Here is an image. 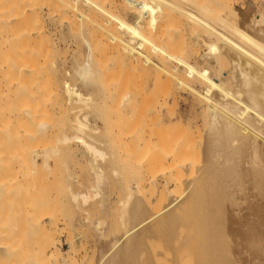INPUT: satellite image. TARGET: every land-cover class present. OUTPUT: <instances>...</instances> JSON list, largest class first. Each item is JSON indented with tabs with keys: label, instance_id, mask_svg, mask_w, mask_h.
Instances as JSON below:
<instances>
[{
	"label": "bare ground",
	"instance_id": "1",
	"mask_svg": "<svg viewBox=\"0 0 264 264\" xmlns=\"http://www.w3.org/2000/svg\"><path fill=\"white\" fill-rule=\"evenodd\" d=\"M102 1L103 0H101L100 3L98 2L99 3V5H98V3L95 0H0V14H2L1 12H2V10H4V8L6 6H9L11 8V11L8 13V15L0 16V170H2V173H0V190H1V192H2V189H4L3 185L4 184L6 185V183L8 181L7 169H8V171H10L9 168L12 169L13 167H16V165L14 166L13 163L11 162L12 158H10V155H12L15 152H16L15 155L20 153L21 156L19 154L20 157H18V158L22 159L21 157H22L23 151L20 152V150L25 151L23 154H26V152H29V151H34L36 153L38 151L37 154H39L40 149L42 147H39L41 142H39L38 140L41 137L44 138L43 132H44V129L46 128V126L48 124V120H46V119L34 118L35 117V110H33V106H34L33 104L28 103V104H25L24 106H22L20 104V106H22V108L19 106L21 108V109H19L13 103L16 95L18 98V93H17L18 91L16 92V89L13 88V86H15L14 84H18L17 86H19V87H23V86L28 87L30 84L26 85L28 80H29V76L27 77L28 79H26L27 75L34 73V72L37 73L38 70L40 71L41 69L42 70L44 69L45 72L44 71H41V72L42 73L47 72L46 74L51 75V77H52L53 72L56 71V69H57L56 63L54 61L55 54H53V52H52V50L55 51L56 49L55 50L53 49L54 46H52V49L50 48L51 45H50L49 41H51V40L48 41V37L46 35V30L43 28L44 26L43 27L41 26L42 23H40V21L42 19V18L39 19V16H40L39 15V8H40V6L41 5L44 7L46 6V10H47L46 13H47L48 17L53 18L56 16V14L59 15L57 13L58 11L64 10V13H65V10H69V8H72V10H74L76 8V10H77V8H78L77 4H80V3L90 7L91 9L93 7H97L98 8V9L96 8L97 10L94 9V14H95L96 13L95 11L98 12L99 8L101 11V8H102L100 5L101 3H102V6L103 5H104V7L107 6V5H105L106 0H104V2H102ZM145 1H147V0H145ZM154 1L159 3L160 7H161V5L164 6L165 4L170 3L173 0H154ZM17 2H23V4L25 5L23 12L22 11L18 12L17 10L15 11V9L13 8ZM131 2H132V0H131ZM223 2H225V1H223ZM230 2H231V4L233 3L231 0H230ZM111 3H112V1L110 0V4ZM128 4H130V3H128ZM147 4H148V2L146 3V5ZM225 4L221 8L220 12L217 13L216 19H218V21L221 22V24H223L227 27H228V25L232 26L233 31H235V33H237L244 42H242V41H241L242 43H236L235 41H234V43L225 42L226 41L225 38H227V37H225V38H221V40L224 39V41L222 40V42H224V43L220 47L219 51L217 48H215L216 40H218V39H216L213 43H211L209 45V47L207 46L208 54H206V56L207 55L208 56H207V58H205L206 61L209 63V66L207 68H209V69H211L212 67L215 68L214 63H215L216 59L218 60L217 57H219L220 60L224 57V60H225L224 64L226 63L224 66L221 65L224 68L221 70L219 69L217 76L214 78L210 76L211 74H209V71L207 68L202 69V70H199V69L197 70L195 66L192 67L191 65L187 66V67L185 66L183 68L182 65H184L186 62L185 60H187V59L183 58L185 56L184 54H183L184 56L182 57L183 59H181L182 61L180 60V62H173L174 64H172V62H170V59L172 61V59L175 60L174 58H177L179 56V55L177 56V54H176V50H177L176 48H179V47L174 45V43L176 41H178L179 38L180 39L183 38V31L184 30L186 31V29H184V27L187 25H185L182 28V30H180L176 34L177 31H175V32L170 31L173 29V26H174V25H172V24H174L171 22L172 20H170V23H167L168 21H165L166 23L160 21V23H159L158 20H157L158 21L157 22L156 19H154V16L152 15L151 11H149L145 7H143V9H139V10L137 9V11H133L131 13V15L127 17V19L124 18L118 22V20L120 18L119 17L120 12H121L120 11V12H118L119 15L118 14L116 15L117 16L116 18L118 20L114 19L117 24L119 23L118 25H119V28L121 29L120 30L121 32H122V30H123V32H124V30L125 31L128 30L127 35L124 39V42H125V45L131 47L132 50H133V47L135 48L136 46H138V47L143 46L142 49L144 47L148 48V46H149L150 42H152V40H153V43H155L156 41L153 39L154 35H153V37L150 36V37H152V39L150 38L151 41L149 39L150 42L148 41V39H146V37L149 38L148 36L150 34L149 28H151V27H150L149 23L152 22V23H155V26L158 25V26H156L157 28L154 29L155 31L153 30V26L151 29L152 32L154 31L153 33L155 34L156 40H158V42H157L158 45L152 44L153 46L154 45L155 46L157 45V46L156 47L154 46L155 48H153V49H151L149 47L147 50L149 52L148 54L151 55L150 51L153 54H155V51H156V53L157 52L159 53V54L157 53L159 55L158 59L162 56L161 61H159L160 59L158 60V63H159L158 67L164 66V65H161L163 63L162 60L169 59V64L166 65L167 67L169 66V69H167V68L166 69H167V72L168 71L171 72V73L168 72V73H170V76L173 75L172 77H175V79H173V80H180L182 78L183 80L187 81L188 77L190 78L189 79L190 87L188 84H187V86L189 87V94H190L191 101H192V102L191 101L190 102L192 104L190 102L188 103L189 109H190L188 112L189 113L188 117H189L190 121H189V125H188V132L186 131V133H185L186 135L185 134L179 135V134H177V132H178L177 131V132H175L177 135L172 133L173 136H171V137L168 136L167 137L168 139H166V137L165 138L162 137L164 135V133H161L162 136L159 133L167 131V130L163 129L164 131H160L158 134L156 133V135L155 134L152 135V134H149L148 132H150V131H148L146 129V131H148V132L147 133L144 132V134L141 138V145L143 146V150H144V151L143 150L142 151H143V153H145V150H146V153H148L147 154L148 156H146L148 159L145 158V161H144L145 163L147 161H149V158L151 159L150 155L152 154V152L149 154V150L152 151L154 148V151H157L159 149L158 152H161V155H162L163 152L160 149H164L163 147L166 146L169 148L171 146L170 145L171 143L174 144V146H176V148H174V146L170 147L171 151H172V149L174 150L173 153L171 151H170V153H167L168 152L167 151L166 152L167 154L163 153V155L165 156L163 161H165V158L167 159V156L170 157L169 154H172V155L174 154L173 158L171 156V158H172V160H170L171 163L167 162L169 164V166H170V164H172L171 166L173 167V168H171V174L169 177L171 179H169L168 181H170V183L172 185L174 184L175 186H179V185L183 186L184 192L182 194H179L178 196H176L175 198H173L170 201V203L167 205V208L165 209L166 213L159 214L160 216L155 215V217L157 216V221L160 218V220H159L160 224H158L160 226L157 225V227H159L160 230L157 229L158 231L156 230V233H153V234L150 233L147 230V227L145 224V218H144V214H143V217H141V218H143V220H142L143 222H142V224H139V228H140V225H142V227H141L142 229L141 228L138 229V227L135 226L133 228H136L135 229L136 231L135 230L130 231L131 230L130 229L129 232L128 233L126 232V234L124 236H122L120 238L119 237L115 238L112 243L110 242L111 244H109V242H108L109 246L106 245V247L108 246V249L106 251L103 249L101 250V252L102 251H104V252H103V255L101 254L102 256L100 258L99 264H157L155 255H157V259L159 260L158 252L160 254L163 249H167V251L171 250L170 253L175 251L173 254L169 253V255H171V257H174L173 262H170V264H172V263L173 264H189L192 260L193 261L191 264H264V9L257 10L255 7H254L255 8L254 9L252 7V2L250 0L246 1L245 6H243L241 8V10H239V11H237L235 9H234L235 10L234 11L232 8V5H229L230 4L229 1H228L227 6H225ZM143 6H144V2H143ZM148 6L149 5H147V7ZM165 6H164V8H165ZM175 6H177V5L175 4ZM164 8H163V14L165 13V11H168V10H166L167 8H165V9ZM170 8H172V10H173V7H170ZM85 9H88V8L85 7ZM116 9H118V7H116ZM76 10H74V11H76ZM160 10H162V9H160ZM169 10H171V9H169ZM217 10H219V9H217ZM106 11L108 13L109 10L107 9ZM157 11H159V10H157ZM103 12H105V9L103 10ZM159 12H161V11H159ZM112 13L113 12H111V15H112ZM88 14H91V13H88ZM92 15H93V12H92ZM85 16H87V15H85ZM101 16L99 17L100 20H102ZM112 16H114V15H112ZM122 16H123V14H122ZM230 17L233 18L232 19L233 21H234V18L236 19L235 23L230 22V21H232ZM102 18L104 19V16ZM47 19H49V18H47ZM97 19L98 18L96 16L95 20H97ZM105 19H104V21L102 20L99 22V26L101 24H102L101 26H103V25L105 26V24H103V22L107 21V19H106V21H105ZM95 20H92V22L94 24H95V22L98 24V22ZM167 20H169V19L167 18ZM173 21H174V19H173ZM41 22H43V21H41ZM92 22L90 23L91 28H93ZM108 22H111V21L109 20ZM107 23H106V26H107ZM156 23H159V24H156ZM97 24H96V26H97ZM110 24H114V21L111 22ZM167 24L169 26H167ZM152 25H154V24H152ZM96 26H94V27H96ZM110 26L112 27V29L114 28L113 32H115V37L117 38L116 32L118 31V29H116V27H115L117 25H114V27H113V25H110ZM177 26H178V24H177ZM215 26H216V24H215ZM111 27H110V29H111ZM146 27H149L148 33L145 31ZM168 27H171V29L170 30L167 29ZM181 27H180V29H181ZM107 28H108V26H107ZM107 28H105V29H107ZM174 28H175V26H174ZM222 28L224 29L225 27L222 26ZM229 28L232 29L231 27H229ZM99 29H100V27H99ZM102 29H104V27H102ZM107 30H109V29H107ZM94 32H95V29H94ZM211 33H213V32H211ZM223 34H225V32ZM111 35H113V34H111ZM211 36H213V38H214L216 35L215 36L210 35L209 37H211ZM99 37H101V35ZM142 37H143L144 42L145 41L148 42V43L145 42V44H147V46L145 44H143V42H140V38H142ZM191 37H194V36L192 35ZM110 38L109 39L107 38V39L110 40ZM194 38H196V37H194ZM184 39H186V38L184 37L183 40ZM234 39H235V37H234ZM95 40L97 41V38ZM106 40H103V42H101V43L104 44V41H106ZM108 40H107V43L109 44V43H111L112 40H116V39L111 38V41H108ZM221 40H219V41H221ZM230 40H231V38H230ZM185 41L186 40H184L182 42H185ZM232 41H233V39H232ZM116 42L119 43L120 41L118 40ZM116 42H115V44H116ZM171 42L173 44V47H176V48H171V51H170L169 46L171 45ZM96 43H95V45H96ZM219 43H217V44H219ZM184 44L185 43H183L182 45H184ZM53 45H54V43H53ZM92 45H90V46H92ZM119 45L117 44V46H119ZM122 45L124 46V44H122ZM98 46L99 45H97V47ZM123 46H122V50H124ZM153 46H151V47H153ZM99 47H101V46H99ZM120 48H121V46H120ZM147 48H145L144 51L140 49L138 55L135 54V52H133L135 54L134 56H136L135 57L136 61L139 59V57L143 56L142 57V59H143L146 56L145 54L147 53V51H146ZM100 49L101 48H99V50ZM149 49H151V50L149 51ZM154 49H155V51L153 52ZM173 49H176V50L173 51ZM181 49L182 48H180V51H182V50L184 51L182 53L187 54L185 52L186 50H184V47L182 50ZM96 50H98V49L96 48ZM122 50L120 49V50H118V52L120 51V53H121ZM132 50H131V52H132ZM207 50H205V51L207 52ZM93 51L95 52V50H93ZM141 51H143L142 54L140 53ZM99 52L103 53L102 50ZM131 52H129V53L131 54ZM201 52H198V53L200 54ZM95 53H94V55H95ZM133 53L131 55H133ZM182 53H181V55H182ZM124 54L126 55V52ZM130 54L128 56L124 55V58L127 59L126 57H129V58L131 57L133 59L134 57H132ZM218 55H221L222 58ZM39 56H42L41 62L39 61ZM115 56L117 58L118 53ZM202 56H203V54H202ZM137 57H138V59H137ZM116 58H115V60L117 61ZM96 59H98V58L96 57ZM100 60H102L104 62L102 57L98 59V62H100V64H102V62ZM128 60H131V59H128ZM140 61H142L141 58H140ZM140 61H139V63L137 61L138 64H136V66L133 67V69H136L137 65L140 64ZM120 62L121 61H119V63L116 65H119ZM127 62H129V61H127ZM144 62L147 63L146 59ZM153 62H154V60H153ZM218 62H219V60H218ZM106 63L107 62H105V64L103 63V65H98V66H102L101 68L106 69L105 67H103L104 65H106ZM129 63L132 64V61H130ZM216 63H217V61H216ZM131 64H130V66H132ZM143 64L144 63L141 62V65L144 68L145 64L144 65ZM190 64H191V62H190ZM221 64H222V62H221ZM125 65H126V63L124 64V66ZM145 66H147V64ZM216 66H217V64H216ZM163 68H165V66ZM129 69H131V67H129ZM166 69H164V70L166 71ZM216 69H217V67H216ZM108 70L109 69L107 68L106 72ZM155 70H159V71L161 70L162 71V68L161 69L155 68ZM132 71L133 70H131L130 73H133L136 70H134L133 72ZM38 73H40V72H38ZM42 73L40 75H43ZM102 73H101V75H102ZM168 73H167V76H168ZM160 74H162V72L159 73V75ZM99 75H100V71H99V73H94L92 70L90 73H83L82 74L84 80H85V78L88 79V77L93 76V79H91L92 81L94 79L96 80V77L97 76L99 77ZM160 77H162V75ZM165 77H166V75H165ZM37 78L35 80H37ZM39 78H41V77H39ZM176 78H178V79H176ZM123 79H124V77H123ZM133 80H135V79H133ZM167 80H168V78L166 79V81ZM166 81H165V83H166ZM36 82L37 81H35V83ZM49 82H51L49 85V87H51V88H52V86L58 85L60 83L57 80V78H55V77L54 78L52 77L51 81H49ZM128 82H130V81L128 80ZM37 83H39V82H37ZM162 83H164V82H162ZM175 84H174V87H175ZM34 85H36V84H34ZM155 85H157V87L160 89V87L158 86V85H160V84H158V80H157V83H155ZM176 85L178 86V84H176ZM113 86H114V81H113ZM38 87L39 86H37L36 88H38ZM64 87H66L67 100L69 102H73L74 100H79L80 102L82 101L83 105L86 108L91 107L90 105L93 102L91 103L90 100L92 97L83 96V94L77 89L76 84L73 85L69 82H66ZM182 87L186 88L185 85H182ZM15 88H17V87H15ZM154 88H155V86H154ZM158 88H157V90H158ZM128 89H129V86H128ZM20 90H24V89L20 88ZM36 90H38V89H36ZM164 91H166V89ZM185 91H186V89H185ZM37 92L38 91H36V93ZM134 92H135V90H134ZM174 92H176V91H174ZM22 93H24V91H22ZM35 94H34V96H35ZM174 94L172 93V96H174ZM178 94H180V93H178ZM20 95H22V94H20ZM162 95H163V93H162ZM166 95L168 96L169 94L166 93ZM181 95L183 96L184 94L182 93ZM137 96L133 94L132 90L131 91L127 90V92H125L120 97L121 98L119 101L120 103H118V104H119V107L121 109H118V110H120V112H121V110L124 112L130 110L134 106V103L137 102V100L139 102L140 99H138ZM165 97L163 96V99H162L163 101H164ZM145 98L147 99V97H144V99ZM172 98H174V97H172ZM178 98H180V96ZM174 100L176 101L175 98L173 99V102H174ZM166 103H168V102H166ZM175 103L176 102L173 103V107L175 106L174 105ZM142 104H144V103H142ZM146 104H148V103H146ZM167 105H169V104H167ZM170 105H172V104H170ZM190 105H192V108H190L191 107ZM42 106H40V107H42ZM131 111L129 112V116L130 115L132 116V114H130ZM42 112L44 113V110ZM77 116L78 117L76 118V124L74 125V128L77 130L78 133L75 135H73L74 133L72 135H70V133H68V134L65 133V135L63 134L64 138H62L63 139L62 142H65V144H68L71 141H76L79 145L83 146L86 150L95 154V156H99L100 158H104L106 156L105 152L103 150H101L100 148H98L93 142L89 141L85 137V134H89L90 132L93 133L92 131L97 133V130H98L97 128H94L92 126V123L89 120V114L88 113H80ZM171 128H173V127H171ZM171 130H170V132H171ZM99 132L100 131H98V133ZM188 133H189L190 137L187 136ZM167 135L168 134L165 133V136H167ZM174 135H175V140H174ZM180 136H182V138ZM183 136H185V138H183ZM172 137H173L174 143L170 142V141H173V140H171ZM56 139H60V137L56 138ZM183 139H184V141H182ZM187 139H189V140L185 141ZM34 141H35V143H34ZM57 141H59V140H57ZM60 142L61 141H59V143ZM164 143H166V145ZM167 144L169 146H167ZM161 145H165V146L161 147ZM158 146L161 148H159ZM43 147L45 150L46 145ZM65 148H66V146H65ZM155 148H157V150H155ZM183 149L186 152V154H184V152H181V153H183V155H182L183 157H181V156H179L180 153H177V152L179 150L183 151ZM17 151H19V152H17ZM175 151H176V153H175ZM42 152H44V151H42ZM153 153L156 154V152H153ZM44 154H46V153H44ZM44 154L40 153V155L44 156L43 160H45ZM195 154H196V156L198 154L201 155V162H198V163H200L199 165H198V163H195L193 160L194 158H196V156L193 158V156ZM199 155L197 156L198 158L200 157ZM6 156L8 159L6 158ZM18 158H15V159H18ZM157 159H159V157ZM15 164H17V163L15 162ZM19 164L22 165L21 162ZM23 164L26 165V163H23ZM93 168H95V170H96L95 172H96L97 180L98 181L103 180L102 173L100 172V169L97 170L96 167H93ZM13 171L15 172L14 169H13ZM185 171H187L188 174ZM184 173L187 175H185ZM5 175H6V177H4ZM13 175H15V174H13ZM15 177H16V175H15ZM40 178H42V177H40ZM5 179H6V182H5ZM171 184H169V185L165 184L162 189L165 190L167 187L169 188V186H172ZM180 189H181V187H180ZM12 190H13V188H12ZM100 191L97 190L96 196L100 195ZM1 194H3V193H1ZM131 195H133V194H131ZM11 198H14V196ZM74 198L76 200L82 199L84 202L88 201V196L86 194H83V193H75ZM7 199H8V197H7ZM124 204L127 207V205L129 204V201H126ZM3 206H4V204H3ZM37 206H38V204H37ZM31 208L34 209L33 210V214H34L36 211L35 210L36 208L34 206ZM124 210L126 211V209H124ZM124 210H123V212L126 213L127 211L125 212ZM29 211L30 210H28V212ZM17 212H19V211H17ZM20 212H22V210ZM28 212H27V216L29 214H32V211H31V213L29 212V214H28ZM177 213L179 215H177ZM36 214H34V215H36ZM10 215H12V213H10ZM34 215H31V217H30V219L32 220V221L29 220L30 224L31 223L35 224L36 222H38V220L33 222L35 220V218L33 220L32 216L34 217ZM14 216H16V215H14ZM17 217H20V216L18 215ZM54 217L57 219L56 216H54ZM39 218H40V216H39ZM52 219H53V217H52ZM56 219H53V221L55 220L54 222L52 221V223H54L53 225H55V226H56V223L58 222V220H56ZM148 219L149 218H147V221H149ZM157 221H156V224L158 223ZM15 222H16V220H15ZM137 222L139 223V221H137ZM16 223H14V224H16ZM45 224H44V226H45ZM181 224L185 225L189 230L187 232H183L181 230V227H180ZM11 225L14 226L13 224H11ZM150 225H151V223H150ZM37 226H39V224ZM42 226H43V224L39 227H41L43 229ZM55 226L50 225V226L44 227L45 231L43 230V232H45L46 235H45V233H42V234H44V236L47 237L48 241H46L47 239L45 240L47 244L46 245L44 244L45 245L44 247H39V248H36L35 250H33V251H35V254L37 256H39L37 258L42 259L44 257H48V255L53 254L55 252H58V250L63 248L61 246L62 245L61 242L57 241L56 238L54 237L53 232H54ZM10 228L12 230H14L13 228H15V227L12 228L10 226ZM17 228H18V226H17ZM41 228H39V229H41ZM150 229H151V226H150ZM13 232L14 231L10 232L9 230H8V233L2 232V236L3 237L6 236L4 238L2 237L3 239L0 240V248H1L2 252H4L3 251L4 249H5V252H9L7 250L11 251L12 249L14 251V241H13L14 234H13ZM0 234H1V232H0ZM19 234H21V231ZM21 235H19V238H18L19 241H20ZM22 237H23V235H22ZM18 239H16V241ZM155 243H158V244H156V246L158 245L159 247L158 246L155 247ZM28 246H29V244H28ZM106 247L104 249H106ZM53 248H54V250H53ZM149 248L154 249V253H155V254L153 253L154 255L152 253H151V255L149 253L147 254V252H149V250H150ZM156 248H157V250L159 248L160 251L156 252ZM142 252H146V254L144 255ZM164 252H166V250H164L161 253L162 256H163V254L165 255ZM189 252H191L193 255L189 254ZM10 254H12V252L11 253L9 252V256H10ZM142 254L144 256H142ZM183 254H185V255H183ZM166 255L163 256L166 259H164L163 262L159 261L160 263H158V264L164 263L165 260H168L167 259L168 254H166ZM186 255H188L189 257H190V255H192V260H191V257L189 260H187L189 257H186ZM33 256H35V255H33ZM183 256H185L186 259ZM163 257H162V259H163ZM168 258H169V261H171L170 257H168ZM160 259H161V257H160ZM182 260H184V261L187 260V261H186V263L185 262L182 263L183 262ZM169 261H167V262H169ZM165 264H169V263H165Z\"/></svg>",
	"mask_w": 264,
	"mask_h": 264
},
{
	"label": "rangeland",
	"instance_id": "2",
	"mask_svg": "<svg viewBox=\"0 0 264 264\" xmlns=\"http://www.w3.org/2000/svg\"><path fill=\"white\" fill-rule=\"evenodd\" d=\"M95 1L97 3L101 2V0H95ZM111 1H112L111 4H110V0L105 1L106 2L105 5H107L106 7H104V5L102 6V3H101L100 4L102 7L101 11L99 8V11L98 12L95 11L96 12L95 14H94V9L97 10L98 9L97 7H93L91 9L90 7L83 5L82 3L77 4L78 6L77 10L76 8L74 9L76 11L72 10V8H69V10H65V13H64V10L58 11L57 13L59 15L56 14V16L53 18L48 17L46 13L47 12L46 6L44 7L41 5L39 8V15H40L39 19L42 18L41 21H43V22L40 21V23H42L41 26L42 27L44 26L43 28L46 30L48 41L51 40L49 41L51 45L50 48L52 49V46H54L53 49L54 50L56 49L55 51L52 50V52L53 54H55L54 61L56 63L57 69L56 71L53 72L52 77L57 78V80L60 83L58 85L52 86V88L49 87L51 83L49 81H51L52 77L51 75L46 74L47 72L44 73L45 72L44 69L43 70L41 69L40 71L38 70L37 73L34 72L26 76V79H28L27 77L29 76V80L26 84V85L30 84L28 87L27 86L24 87L23 85H22L23 87H19L17 86L18 84H14L15 86H13V88L16 89V92L18 91L17 92L18 98L16 95L15 97L16 101L14 100L13 102L14 105L17 108L21 109L22 106H24L25 104H28V103L33 104L34 105L33 110H35L34 118L46 119L48 120V124L46 128L44 129V132H43L44 136L42 135L44 138L41 137L38 140L39 142H41V144L39 143L40 144L39 147H42L41 148L42 150L40 149L39 154H37L38 151L37 153L34 151H29V152H26V154H23L25 151L20 150V152L23 151L22 157H21L22 159L18 158L21 156L20 153L15 155L16 153L15 152L12 155H10V158H12L11 159L12 161L10 159L9 160L13 163L14 166L16 165V167H13L12 169L9 168L10 171H8L7 169L8 181L6 185L4 184L5 186L3 185L4 189H2V192L0 190V192L3 193V194L0 193V204H1L0 212L1 211L3 212V213L1 212L2 214L0 213V216H1L0 217V232H1L0 240L6 237V236L4 237L2 236V232L8 233V230L10 232L14 231L13 232L14 251L13 249L11 251L7 250L10 253L12 252V254H10L9 256V252H5V249L3 250L4 252H2L0 248V264H99L100 258L104 252V251L101 252L102 249L106 251L108 249L109 244H111L115 238H118V237L120 238L124 236L126 232L127 233L129 232L130 229H131L130 231H134L136 228H133V227L136 226L138 227V229L142 227V225H140V228H139V224H142L143 222L142 221L143 218H141L143 217V214H144L147 230L150 233L153 234V233H156L157 229L160 230L159 227H157V225L160 224L159 222L160 218L157 221V216L155 217V215L166 213L165 209L167 208V205L170 203V201L176 196H178L179 194H182L184 192L183 186H180V185L175 186L174 184L172 185L170 181H168L169 179H171L169 177L171 174V168H173L171 166L172 164H170L169 166L168 163H171L170 160H172L174 154L173 155L169 154L170 157L167 156V159L165 158V161H163L165 157L163 153L164 154L170 153L171 151L170 147H173L174 144L171 143L170 144L171 146L169 148L165 146L166 143H164L165 145H161V147L163 146L166 147V148L163 147L164 149H160L163 152L162 155H161V152H158L159 149L157 150L159 146L155 148V150L157 151H154V148L153 150L151 149L152 151L149 150V154L152 152V154L150 155L151 159L149 158V161L145 163L144 161H145V158H147L146 156H148L147 155L148 153H146V150H145V153H143L144 150H143V146L141 145V138L144 132L147 133L148 131H150L148 132L149 134L156 135V133L158 134L160 131L167 130L168 132L164 131V132L159 133L160 135L161 133H164V135L163 136L161 135V136L164 138L166 137V139H168L167 138L168 136L170 137L173 136L172 133H174L175 135L177 134L184 135L186 131L188 132V125L190 121L188 117V114H189L188 112L190 110L188 103L191 101V97L189 94V87H190L189 79L190 78L188 77L187 81L183 80L182 78L181 79L179 78L180 80H173L175 79V77H172L173 76L172 74H171L172 76H170V73H171L170 71H168L170 73L167 72V69H169V66L167 67L166 65L169 64V59L162 60L163 63L161 62L162 63L161 65H164L165 68H163L164 66L158 67L159 66L158 60L160 59L159 61H161L162 56L158 59L159 53L157 52L158 53L157 54L155 49L153 50V52L155 51V54H153L150 51L151 49L155 48L158 45L157 44L158 40H156L155 34L153 33L155 31L154 29H156L157 28L156 26L158 25L155 26V23L150 22L149 25L151 28L149 27L145 28L146 29L145 31L147 33L149 30L151 31L152 26L154 30L153 32L149 31L150 33L148 36L149 38L146 37V39H148L149 41V39L150 38L152 39L154 35L153 39L156 41L155 43H153V40L152 42H150L151 39L149 41L151 44V45L149 44L148 46V48L149 47L151 48L149 49L151 53L150 55L148 54L149 52L147 51L148 50L147 47H144L142 49L143 46L142 47L136 46L135 48L133 47V50H132L131 47L125 45L124 39L127 35L128 30L126 31L124 30V32L123 30L122 32L120 31L121 29L119 28V25H118L119 23L117 24L115 22V20H118L116 18L117 17L116 15L117 14L119 15L118 12L121 11L119 15L120 18L118 20L119 22L121 21V19H124V18L127 19V17L130 16L133 11H137V9L138 10L143 9V7H145L149 11H151L152 15L154 16V19H156V21L158 20L159 23L160 21L162 22L168 21L167 23H170V20H172L171 22L174 23L172 25H174L175 28L173 26L172 30H170L171 27H168L167 29H169L172 32L177 31L176 34L180 30H182V28L185 25H187L184 27L186 31L185 30L183 31V38L185 37L186 39L184 40L186 41L182 42L184 41L183 38L181 39L179 38L178 39L179 42L174 41L176 44L173 42L174 45H176L179 48L173 47L172 42H171V45L169 46L170 51H171V48H176L177 50L173 49V51L176 50L177 56L179 55L177 58H174L176 61L173 59L171 61L170 59V62L174 64L173 62H180L181 59L185 58L187 60H185L186 61L185 64L182 65L183 68L185 66L187 67L191 65L192 67L195 66L197 70L198 69L202 70V69H206L209 66V63L205 59L208 56V55L206 56V54H208L207 46L209 47V45L213 43L216 39L218 40H216L215 48H217L218 51L220 50V47L224 43L222 42V40L224 41V39L221 40V38L227 37L225 38L226 40L225 42H232V43H234V41L236 43L244 42L240 38V36L237 33H235V31H233L232 26L228 25L227 27L221 24V22H219L218 19H216V15L218 12H220L221 8L224 6L225 3H226L225 6L228 5V1L230 3L229 5H232L233 10L235 9L239 11L241 10L243 6H245V2L248 0H231L233 2L232 4L230 0L228 1L227 0H192V1L191 0L190 1L189 0H173L172 2L165 4L166 6L164 5L165 8H167L166 10H168V11H165L166 14L164 13L166 16L163 14L164 6L161 5L160 7V4L154 0H149V1L148 0L147 1L132 0L133 3L131 2V0L129 1L128 0H111ZM250 1L252 2L253 8L255 7L257 10L264 9V0H250ZM102 2H104V0ZM143 2H144V6H143ZM147 2H148L147 5H149L148 7L146 5ZM175 4L177 6H175ZM84 6L88 9H85ZM24 7L25 5L23 4V2H17L13 8L15 9V11L17 10L18 12L19 11L23 12ZM116 7H118V9H116ZM170 7H173V10ZM103 8L105 9V12H103L104 10ZM106 8L109 10L108 13L106 11L107 10ZM10 11H11V8L9 6H6L4 10H2L1 12L2 14H0V16H6L8 15ZM92 12H93V15H92ZM111 12H113L112 15L114 16L111 15ZM88 13H91V14H88ZM96 16L98 18L97 20H95ZM100 16L103 21L105 18L107 19V21L105 19L106 22H103L105 26L109 20L111 22L114 21V24H110L111 22H108L107 23L108 28L107 26L105 27L104 25L101 26L102 24L99 26V22L102 21L99 19ZM103 16H104V19L102 18ZM166 17L169 20H167ZM85 18L86 19L88 18L87 19L88 21ZM232 19L233 18H231V20ZM92 20L97 21L98 24L96 22L94 24ZM235 20L236 19L234 18V21L232 20L230 22L235 23ZM91 22H92L93 28H91L90 26ZM151 23L154 25H152ZM159 23H156V24H159ZM110 25H113V27L114 25H117L115 26L116 29H118L117 31L118 33L116 32L117 38L115 37V32H113L114 28L112 29ZM221 25L224 26L225 28L223 29ZM98 26L100 27V29ZM167 26L169 25L167 24ZM102 27H104V29H102ZM110 27L112 30L110 29ZM229 27H231L232 29H230ZM105 28L109 29L111 32ZM94 29H95V32H94ZM224 32L225 34H223ZM111 34H113L114 36ZM100 35L101 37H99ZM192 35L196 38L191 37ZM210 35H214V36L216 35V36L213 38V36L209 37ZM95 37L97 38V41L95 40L96 39ZM110 37L112 39L115 38L116 40L111 41ZM107 38L108 39L110 38V40H108ZM106 39L108 41H111V43L108 44ZM117 39L120 41L119 43L116 42L118 41ZM103 40H106L104 41V44L101 43L103 42ZM52 42L54 43V45ZM94 42L95 43L97 42L96 45ZM140 42H143V44H145V42L147 41L144 42L143 37H142L140 38ZM183 43L185 44L182 45ZM117 44L118 45L120 44V45L117 46ZM122 44H124V46ZM152 44H157V45L156 46L154 45L155 46L154 47ZM97 45L101 47L99 46L97 47ZM145 45L147 46V44ZM122 46L124 47V50H122ZM183 47H184V50H186L185 52L187 54L182 53L184 52L182 50ZM96 48L98 50H96ZM99 48L101 49L99 50ZM145 48H147L146 49L147 53L145 54L146 56L144 55L145 57L143 59H142L143 56L139 57V59L137 57L138 63L140 61V58L142 61H140V64L137 65L136 69H133V67H135L136 64H138L135 58L136 56L134 55L135 54L138 55L140 49L144 51ZM180 48H182L181 49L182 51H180ZM120 49L122 50L121 53L120 51L118 52V50ZM93 50L97 52L95 53ZM101 50L103 53L99 52ZM205 50H207V52ZM143 51H141L140 53L142 54ZM116 52L118 53L117 58L115 56L117 54ZM125 52H126V55L124 54ZM129 52H131V54L135 52V54L133 53V55H131ZM198 52H201V53L199 54ZM94 53L95 55L97 53L98 54L95 56ZM129 54L135 59L134 58L132 59L131 57L130 58L126 57L127 59L124 58V55L128 56ZM218 56L222 58L221 55H218ZM96 57L98 59L102 57L104 62L100 60L102 62V64H100V62H98V59H96ZM115 58L117 59V61L115 60ZM217 58L219 62L216 59L217 63L216 61L214 63L215 68L213 67L211 69L207 68L209 71V74H211L210 76L213 78L217 76L218 70L223 69L224 67L222 66L226 64V63L224 64V61H225L224 57L221 60L219 59V57ZM41 59H42V56H39L40 62H41ZM128 59H131V60H128ZM145 59L147 63L144 62ZM119 61H121L120 62L121 65L120 64L116 65L119 63ZM127 61L129 62L132 61V64ZM105 62L107 63L103 67H105L106 69L107 68L109 69L107 72H106V69L101 68L102 66H98V65H103V63L105 64ZM141 62L144 63L145 65L147 64V66L143 64L144 65V68H143V66L141 65ZM125 63L127 66L126 65L124 66ZM130 64L132 66H130ZM128 66L131 67V69H129ZM155 68L156 69L162 68V71L160 70L162 74L159 75V73L161 72L159 70H155ZM164 69H166V71ZM85 70L86 71L88 70V71L86 72ZM91 70L94 73H99L100 71L99 77L97 76L96 80L94 79L93 81L91 80L93 79V76L88 77V79L85 78L84 80L82 74L90 73ZM131 70L133 71L136 70V71L134 72L132 71L133 73H130ZM41 71H44V72L42 73ZM41 73L43 75H40ZM167 73H168V76H167ZM164 74L166 75V77ZM161 75L162 77H160ZM37 77L38 78L41 77L42 79L41 78L38 79ZM36 78L37 80H35ZM165 78L166 79L168 78V80L166 81ZM128 80L130 82H128ZM157 80H158V84H160L158 85L160 89L157 87V85H155V83H157ZM35 81L39 83L37 82L35 83ZM113 81H114V86H113ZM64 82L65 83L69 82L73 85L76 84L77 89L83 94V96L92 97L91 100L92 99L93 100L92 101L90 100L91 103L93 102L92 104L90 103L91 107L86 108L83 105L82 101L80 102L79 100H74L73 102H69L67 100L66 87H64L65 86ZM33 83L36 85H34ZM175 83L178 84V86ZM174 84H175V87H174ZM187 84L189 85V87L187 86ZM127 85L129 86V89ZM182 85H185L186 88H183ZM37 86L39 87L36 88ZM20 88L24 90H20ZM165 89L166 91H164ZM185 89L187 92L185 91ZM127 90L128 91L132 90L133 94L136 96L138 95L137 98L140 100L139 102L137 100V102L134 103V106L130 110L125 111V112L121 110L122 112L121 113L120 110H118V109H121L118 103H120L119 102L121 99L120 97L125 92H127ZM22 91H24V93H22ZM36 91L38 92L36 93ZM171 92L173 94L175 93L174 96H172ZM33 93L34 94L36 93L35 96ZM166 93L169 95L167 96ZM182 93L185 96L184 95L182 96L181 95ZM163 96L164 97L166 96L164 98V101L162 100ZM179 96L180 98H178ZM144 97H147V99L145 98L146 99L145 100ZM172 97L176 99V101L174 100V102H176L174 104L175 105L174 107H173L174 98ZM165 101L168 103H166ZM146 103H148L149 105ZM20 104L22 106H20ZM190 106H191L190 108H192V105ZM43 110H44V113L42 112ZM130 111H131L130 114H132V116L131 115L129 116ZM80 113H88L89 120L91 121L92 126L98 129L97 133L92 131L93 133L90 132L89 134H85V137L89 141L93 142L98 148H100L101 150L105 152L106 156L104 158L95 156V154L86 150L83 146L79 145L76 141H71L68 144H65V142H62L63 140L62 138H64L63 134L65 135V133L66 134L70 133V135H72L74 133L73 135H75L78 133L77 130L74 128V125L76 124V118L78 117L77 115H79ZM146 129L148 131H146ZM98 131L100 132L98 133ZM175 132H177V134ZM165 133H167L168 135L165 136ZM175 135H174V140H175ZM187 136L190 137L189 133ZM59 137L61 140L56 139ZM180 137L182 138V136ZM183 138H185V136H183ZM57 140L61 142L59 143V141ZM171 140H173V137ZM174 140L170 142L174 143ZM188 140L189 139L185 141H188ZM182 141H184V139ZM45 145H46V149L44 150L43 146ZM167 146L169 145L167 144ZM174 148H176V146H174ZM153 152H156V154H154ZM171 152L173 153L174 150L172 149ZM181 152H184V154H186L184 149L183 151L179 150L177 153H180L179 156L181 157H183L182 156L183 153ZM40 153L41 154L46 153L44 154L45 160H43L44 156L40 155ZM196 154L193 156V158L196 156ZM197 156L196 158L193 159L195 163L201 162V155H199L200 156L199 158ZM158 157L159 159H157ZM15 158H18V159H15ZM15 162L17 164H15ZM20 162L22 163V165L19 164ZM23 163H26V165ZM199 164L200 163H198V165ZM93 167H96L97 170L100 169L103 180L101 181L97 180V176L95 172L96 170ZM13 169L15 170V172L13 171ZM0 171H1L0 173H2V170ZM185 172L188 174L187 171ZM13 174H15L16 177ZM4 177H6V175ZM5 182H6V179H5ZM165 184L166 185L171 184L172 186H169V188L167 187L165 190H163L162 188L164 187ZM97 190L99 191L101 190L100 195L98 196H96ZM75 193L86 194L88 196V201L84 202L82 199L76 200L74 198ZM13 196L14 198H11ZM126 201H129V204L127 205V207L124 204ZM33 206L36 208L35 209L36 211L34 214L37 213L38 215L33 214L34 209L31 208ZM124 209H126L127 212ZM21 210L22 212H20ZM28 210H30L29 211L30 213L32 211V214H29ZM123 210L126 213H124ZM27 212L30 216L29 215L27 216ZM10 213H12V215H10ZM18 215L20 217H17ZM31 215H34V217L32 216L33 220L35 218L33 222L38 220L39 223L36 222L35 224H32V223L30 224L29 220H31L30 219ZM177 215L179 214L177 213ZM54 216H56L57 219ZM52 217L53 219L58 220L57 223L55 222L56 226L53 225L54 223H52L53 221ZM147 218H149L148 219L149 221H147ZM15 220L16 222L17 221L18 222L16 223ZM137 221H139V223ZM156 221L158 222L157 224H156ZM37 223L39 224V226L43 224L42 226L43 229L37 226L38 225ZM11 224H13L14 226H12ZM16 225L18 226V228L19 227L20 228L18 229ZM50 225L55 226V229L53 232L54 237L56 238L57 241L61 242L62 244L61 246L63 248L58 250V252L48 255V257H44L42 259L37 258L39 256H37L35 254V251L33 250L39 247H44L47 244L46 241H48V239L42 233H45L43 232V230L45 229L44 227H47ZM149 225L151 226V229ZM10 226L12 228L15 227L13 228L14 230H12ZM180 227L183 232H187L189 230L183 224H181ZM39 228H41L42 230ZM2 229L3 230L5 229V230L3 231ZM20 231L23 237L21 234H19ZM19 235H21L20 241L18 239ZM16 239L18 240L16 241ZM156 244L158 243H155V247L158 246V245L156 246ZM106 245L108 246L106 247ZM105 247L106 249H104ZM149 249L150 250L149 252H147V254L148 253L150 255L151 253L153 254L154 249L152 248H149ZM164 250H166L167 252V253L164 252L165 255L168 254V257H170L171 261H169V258L167 257L168 260H165V262L161 264H165V263L170 264V262H173L174 257H171V255H169L171 250L167 251V249H163L161 253ZM158 251H160L159 248L158 250L156 248V252ZM174 252H171L170 254H173ZM142 253L144 255L146 254V252H142ZM161 253L159 254L158 252L159 260L157 259V255H155L157 264L160 263L159 261L163 262V260L166 259L165 257H163L165 255L163 254L162 256ZM143 254L142 256H144ZM189 254H192V253L189 252ZM192 255H190L191 260H192ZM160 257L161 259L163 257V259L161 260ZM186 257H189V256L186 255ZM190 257L187 260H189ZM187 260L185 261L182 260L183 261L182 263L184 262L186 263ZM192 261L189 264H191Z\"/></svg>",
	"mask_w": 264,
	"mask_h": 264
}]
</instances>
